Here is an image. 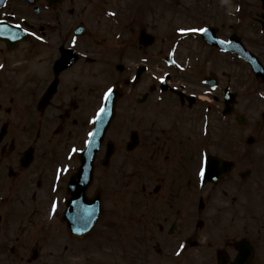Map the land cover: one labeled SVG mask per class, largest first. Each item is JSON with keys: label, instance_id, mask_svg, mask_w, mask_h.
<instances>
[{"label": "flooded vegetation", "instance_id": "flooded-vegetation-1", "mask_svg": "<svg viewBox=\"0 0 264 264\" xmlns=\"http://www.w3.org/2000/svg\"><path fill=\"white\" fill-rule=\"evenodd\" d=\"M244 48L264 68V0H0V264L36 261L48 228L54 248L112 250L101 264L125 231L131 264H232L240 243L264 264V80Z\"/></svg>", "mask_w": 264, "mask_h": 264}, {"label": "rangeland", "instance_id": "rangeland-1", "mask_svg": "<svg viewBox=\"0 0 264 264\" xmlns=\"http://www.w3.org/2000/svg\"><path fill=\"white\" fill-rule=\"evenodd\" d=\"M133 161V160H132ZM131 158H127L126 162L122 164L125 168H128L131 170V164H132ZM119 165V164H118ZM117 166V165H116ZM108 172L112 173V170H107ZM40 238L38 239L39 242L42 244V257H46V262H39L38 264H76L75 260H78L84 255L85 252H88L94 259L96 258H109L112 254V250L103 249V250H95L98 249L94 247L95 249H83L77 245H72L68 247V249H64L63 247H57L54 248L53 244L54 241L50 240L48 237H64L63 234H57L52 231V228L46 229L44 232L39 233ZM45 236V242L40 241L43 240L42 237ZM115 238L111 239V241L116 245V251L119 252V248L121 246L122 250L128 251L127 252V261L130 264L129 261V238L126 233L119 234V237L117 235H114ZM62 242V241H61ZM63 243V242H62ZM126 247V248H124ZM100 251V253L98 252ZM119 263H123L125 259L122 257L121 254H119ZM126 263V264H128Z\"/></svg>", "mask_w": 264, "mask_h": 264}, {"label": "snow or ice", "instance_id": "snow-or-ice-1", "mask_svg": "<svg viewBox=\"0 0 264 264\" xmlns=\"http://www.w3.org/2000/svg\"><path fill=\"white\" fill-rule=\"evenodd\" d=\"M195 31V30H193ZM199 31H205L204 29H199ZM112 91V89H109L108 90V93H105V97L107 98V95L110 94ZM103 111V109H101V112ZM91 135V133L89 134ZM210 161L207 159V157H205L202 161H201V166H200V169H199V173L201 176H203L205 174V170H206V166L209 165ZM55 207V206H53ZM184 246L181 245V248H183Z\"/></svg>", "mask_w": 264, "mask_h": 264}]
</instances>
